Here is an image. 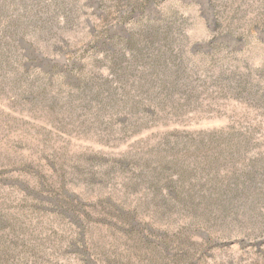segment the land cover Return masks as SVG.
I'll list each match as a JSON object with an SVG mask.
<instances>
[{
	"label": "rangeland",
	"instance_id": "obj_1",
	"mask_svg": "<svg viewBox=\"0 0 264 264\" xmlns=\"http://www.w3.org/2000/svg\"><path fill=\"white\" fill-rule=\"evenodd\" d=\"M263 169L264 0H0V264H264Z\"/></svg>",
	"mask_w": 264,
	"mask_h": 264
},
{
	"label": "trees",
	"instance_id": "obj_2",
	"mask_svg": "<svg viewBox=\"0 0 264 264\" xmlns=\"http://www.w3.org/2000/svg\"><path fill=\"white\" fill-rule=\"evenodd\" d=\"M258 175L255 177L254 180H257L258 178H261L264 176V169L263 170H259V172H257ZM253 179V178H252Z\"/></svg>",
	"mask_w": 264,
	"mask_h": 264
}]
</instances>
